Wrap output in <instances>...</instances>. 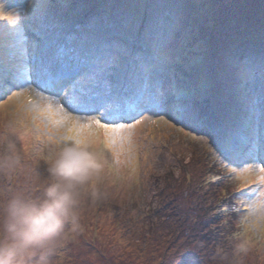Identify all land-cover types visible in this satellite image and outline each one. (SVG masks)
Masks as SVG:
<instances>
[{
    "label": "rangeland",
    "instance_id": "1",
    "mask_svg": "<svg viewBox=\"0 0 264 264\" xmlns=\"http://www.w3.org/2000/svg\"><path fill=\"white\" fill-rule=\"evenodd\" d=\"M76 1L30 0L28 6V0H0V134L15 139L10 129L27 133L30 143L17 144L31 162L39 146L34 137L56 131L41 109L63 107L35 84L43 86L42 76L52 80L77 62L79 79L117 87L105 101L109 108L119 107L116 99L129 81H150L151 92L134 121L110 123L101 113L72 116L134 127L124 146L126 162L103 178L108 198L96 205L85 199L83 230L62 249L60 264H179L181 254L187 264H208L214 247L227 245L237 215L221 218L217 205L233 210L264 167V0H85L107 9L91 8L88 17L70 24ZM145 11L141 21L124 23ZM32 25L27 34L34 46L22 34ZM68 42L76 43L72 53ZM10 71L15 87L5 79ZM241 150L243 156L234 157ZM248 167L252 176L246 180L232 171ZM38 170L45 172L42 161ZM24 180L0 175V186ZM253 254L248 264H258Z\"/></svg>",
    "mask_w": 264,
    "mask_h": 264
},
{
    "label": "clouds",
    "instance_id": "2",
    "mask_svg": "<svg viewBox=\"0 0 264 264\" xmlns=\"http://www.w3.org/2000/svg\"><path fill=\"white\" fill-rule=\"evenodd\" d=\"M48 123L56 131L34 137L39 146L31 162L17 144L30 143L27 133L10 129L15 139L0 134V175L25 177L12 186H0V264H60L62 249L83 230L85 199L93 205L105 201L106 172L126 162L124 146L131 144L132 132L101 134L90 119ZM41 161L44 173L38 170ZM242 171L234 172L237 179ZM260 177L251 179L255 187L235 200L237 215L225 237L227 245L217 244L208 264H248L254 252L258 264H264V173Z\"/></svg>",
    "mask_w": 264,
    "mask_h": 264
},
{
    "label": "snow or ice",
    "instance_id": "3",
    "mask_svg": "<svg viewBox=\"0 0 264 264\" xmlns=\"http://www.w3.org/2000/svg\"><path fill=\"white\" fill-rule=\"evenodd\" d=\"M0 99H2V97H0ZM4 106L2 104H0V109H2ZM57 109L59 111V113H61V115H57ZM40 116H47L50 120H52L53 122L60 120V121H71L73 124L75 123V121L77 120L75 117L70 116L67 112L64 111L62 106L57 105L56 108L53 107L52 103H49L47 106L43 107L40 111ZM94 124L99 125V129H103L105 131H112V130H116V131H123V130H127L129 132H131L132 127L134 126H125L124 124H119L113 127H109L107 124H101L100 120L96 119V118H91L90 119ZM49 131H51V129H49ZM74 134V129H69V135ZM243 171L240 173L239 175V179L242 180H246L248 178V175H246L247 173L251 172V168H244L242 169ZM233 172H237L236 169H232ZM260 173H264V167H261L259 169ZM257 179H261V177L259 176Z\"/></svg>",
    "mask_w": 264,
    "mask_h": 264
},
{
    "label": "trees",
    "instance_id": "4",
    "mask_svg": "<svg viewBox=\"0 0 264 264\" xmlns=\"http://www.w3.org/2000/svg\"><path fill=\"white\" fill-rule=\"evenodd\" d=\"M137 1H139V3H141V2H143V1H145V0H137ZM139 3H137V4H139ZM108 35V34H107ZM129 40H132V37L131 38H129ZM218 206V209H219V212H220V217L221 218H223V217H228L229 216V214H231V213H233L234 211L231 209V207H229V206H227V205H225V206H221V203L220 204H218L217 205ZM254 256H255V254H253ZM252 255V256H253ZM250 257V260H251V262H253L254 260V258L253 257ZM202 258H203V256H201V258L198 260L199 262L202 260ZM197 261V262H198ZM178 263L179 264H187L186 263V261L182 258V254L180 255V257H179V260H178Z\"/></svg>",
    "mask_w": 264,
    "mask_h": 264
},
{
    "label": "bare ground",
    "instance_id": "5",
    "mask_svg": "<svg viewBox=\"0 0 264 264\" xmlns=\"http://www.w3.org/2000/svg\"><path fill=\"white\" fill-rule=\"evenodd\" d=\"M233 77V76H232Z\"/></svg>",
    "mask_w": 264,
    "mask_h": 264
}]
</instances>
